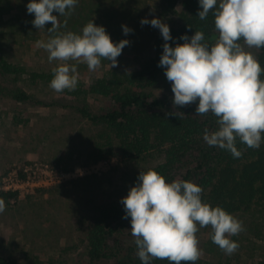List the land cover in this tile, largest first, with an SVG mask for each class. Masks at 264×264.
<instances>
[{
  "label": "rangeland",
  "instance_id": "rangeland-1",
  "mask_svg": "<svg viewBox=\"0 0 264 264\" xmlns=\"http://www.w3.org/2000/svg\"><path fill=\"white\" fill-rule=\"evenodd\" d=\"M3 1L11 4L8 8L5 4L0 10V47L9 61L24 68L17 84L35 102L41 100L43 103L19 102L0 93V184L3 186L2 178L8 172L15 169L22 172L24 168L29 173L48 168L56 174L78 168L77 177L81 179L67 181L70 178H65L66 183L62 181L61 185L56 183L4 200L5 211L0 213V256L14 258L21 264H115L116 253L97 263L86 257L85 235L92 219V209L101 203L120 202L137 182L140 170L164 161L163 146L139 157L124 158L113 145L112 151H104L102 156L93 160L94 152L105 145L104 127L91 123L75 109L76 97L56 92L50 84L42 79L34 80L30 75L32 71H50L56 65L55 61L49 63L46 50L36 46L38 40L47 41L52 34L33 26L34 15L26 8L29 0ZM114 1L78 0L68 16L66 28L61 30L80 33L91 20L98 25L99 18L105 17L106 9L114 8L118 12L119 6ZM127 1L133 5V10L138 11L134 14L124 10L118 12L126 16L114 19L119 22L121 33L112 28L106 31L114 43L122 39L130 42L117 58L118 67L115 68L120 72L137 68L152 55L153 37L159 29L150 24L142 26L141 19L156 17L167 24L170 22V16L163 18L160 14L161 0ZM63 17L58 16L61 24ZM122 25L133 31L126 36ZM47 27L51 25L47 24ZM250 51L257 57L258 49ZM77 69L79 79L88 87L95 78L111 70V64L102 60L101 67L94 72L82 63L77 64ZM13 81L9 78L7 83ZM132 89L158 97L172 98L174 95L165 71L155 84L142 88L133 86ZM88 100L93 112H101L109 104V99L99 94L89 95ZM182 172L180 167L175 169L174 179H178ZM232 215L244 225V231L230 237L239 244L236 252L226 255L221 251L211 240V228L206 227L197 232L200 257L211 262L230 261L234 264H253L264 259V209L254 205ZM115 233L118 241L123 243L120 246L133 240L129 225Z\"/></svg>",
  "mask_w": 264,
  "mask_h": 264
},
{
  "label": "clouds",
  "instance_id": "clouds-1",
  "mask_svg": "<svg viewBox=\"0 0 264 264\" xmlns=\"http://www.w3.org/2000/svg\"><path fill=\"white\" fill-rule=\"evenodd\" d=\"M78 0H29L27 12L37 29L52 34L38 40L36 46L46 50L52 67L50 88L56 92L74 91L78 84L77 64H86L90 72L101 67L102 60L111 68L118 67L117 58L130 42L114 43L103 25L93 20L80 33L62 31L66 28L58 16L68 17ZM198 17L205 20L213 12L218 38L205 41L202 31L172 46L170 28L160 18H142L141 25L159 29L164 43L159 65L171 84L173 109L196 104V115L211 113L216 117V129L205 128L203 140L209 146L227 150L234 158L242 156L237 140L248 148L257 149L264 142V68L251 49L264 48V0H198ZM50 24L51 27L46 25ZM191 29V27H189ZM127 36L133 31L122 25ZM241 41L243 43H241ZM75 62V63H72ZM183 111L169 116L183 117ZM203 189L195 182L165 177L153 168L140 170L137 182L121 199L124 219L130 218V231L137 256L142 264L166 260L168 264H195L201 249L197 232L211 228V240L226 255L239 247L230 237L244 231L237 217L221 206H212L201 198ZM5 201L0 198V213Z\"/></svg>",
  "mask_w": 264,
  "mask_h": 264
},
{
  "label": "trees",
  "instance_id": "trees-1",
  "mask_svg": "<svg viewBox=\"0 0 264 264\" xmlns=\"http://www.w3.org/2000/svg\"><path fill=\"white\" fill-rule=\"evenodd\" d=\"M113 3L119 6L118 12L124 10L134 14L138 11L133 10V5L127 0H115ZM5 4L6 2L0 0V10L5 7ZM10 4H6V8ZM113 9H106L105 17L98 20V25H103L106 31L111 28L119 31L120 24L114 19L126 18L125 15ZM198 10V0H161V16L163 18L170 16V22L167 25L173 37L169 41L172 46L183 43L180 37L185 33L191 36L194 31H202L205 41L209 43H214L218 38L213 12L210 11L207 18L201 20L197 15ZM63 18L68 20V17ZM163 43L164 40L159 31L153 37L152 55L144 62H140L137 68L126 72L111 68L103 76L95 78L88 87L78 79L74 91L61 92L76 97L74 98L75 109L91 123L102 125L105 129V145L94 152L93 160L102 156L104 151H112L113 145L124 158L139 157L151 149L163 146L164 161L150 168L164 176L166 181L174 180L173 171L180 167L183 172L178 179L192 181L201 186L202 200L212 206L219 205L230 214L248 210L254 205L264 209V142L259 148L253 149L237 140V148L242 151V156L234 158L229 151L209 146L203 140L205 128H217L216 117L211 113L204 116L194 114L196 104L173 109L172 98L153 96V94L132 89L133 86L142 88L156 83L159 75L164 71L158 66L163 52ZM256 58L264 68V48L258 49ZM23 72L24 68L20 64L9 61L0 47V93H5L15 101L35 102L32 96L17 84ZM30 73L32 79H42L48 84L53 77L51 70ZM9 78L14 80L13 83H7ZM261 79H264V73ZM91 94H99L109 99V104L103 111L91 110L88 100ZM35 103L43 102L38 100ZM172 111H183L186 114L182 118L167 115ZM112 140L115 142L113 143ZM77 179L81 177L67 181ZM61 184L63 183L59 185ZM17 195V191L4 190L0 184V198L3 200L16 198ZM93 208L92 219L85 235V251L89 261L97 263L116 253L115 264H142L137 256L134 238L131 243L122 246L120 244L123 243L117 239L115 232L118 229L131 226L130 218H123L124 206L121 201L101 203ZM0 264L21 263L14 258L0 256ZM151 264H168V261L153 260ZM195 264L234 263L211 262L200 257ZM253 264H264V259Z\"/></svg>",
  "mask_w": 264,
  "mask_h": 264
},
{
  "label": "built area",
  "instance_id": "built-area-1",
  "mask_svg": "<svg viewBox=\"0 0 264 264\" xmlns=\"http://www.w3.org/2000/svg\"><path fill=\"white\" fill-rule=\"evenodd\" d=\"M77 170L78 168H74L68 172H60L59 174H56L48 168H42L38 173L34 170V172L29 173L27 168H24L22 172L15 169L8 172L2 178L3 189L17 191L18 194H29L34 192L37 188L48 187L65 181V178H76ZM22 173H24V175Z\"/></svg>",
  "mask_w": 264,
  "mask_h": 264
}]
</instances>
